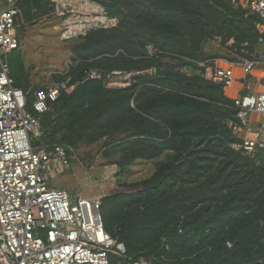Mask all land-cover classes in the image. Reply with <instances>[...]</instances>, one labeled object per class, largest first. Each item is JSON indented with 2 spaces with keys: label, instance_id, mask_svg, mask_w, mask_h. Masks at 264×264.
Wrapping results in <instances>:
<instances>
[{
  "label": "trees",
  "instance_id": "16d2710c",
  "mask_svg": "<svg viewBox=\"0 0 264 264\" xmlns=\"http://www.w3.org/2000/svg\"><path fill=\"white\" fill-rule=\"evenodd\" d=\"M118 19L112 29L89 32L72 49V93H62L41 116L35 145L77 149L102 143L121 171L137 161H157L149 179L131 192L102 199L105 231L125 244L129 258L151 264H264V159L232 146L229 127L240 123L225 89L197 73L203 47L221 40L240 54L254 52L260 20L227 0H90ZM22 17L33 23L54 11L46 0H22ZM230 44V45H229ZM153 46L156 52L148 53ZM7 60L15 86L34 92L21 51ZM145 72L129 88L88 80L92 71ZM153 70V73L146 71ZM112 264H127L111 254Z\"/></svg>",
  "mask_w": 264,
  "mask_h": 264
},
{
  "label": "built area",
  "instance_id": "2783aa9c",
  "mask_svg": "<svg viewBox=\"0 0 264 264\" xmlns=\"http://www.w3.org/2000/svg\"><path fill=\"white\" fill-rule=\"evenodd\" d=\"M0 8V264H112L111 254L127 264H151L147 258L128 257L125 244L114 240L106 231L101 215V198L75 196L69 191L51 187L49 180L61 176L72 166L71 147L35 145L42 137L41 116L61 94L72 93L76 86L71 78L34 92L32 109L28 94L15 86L7 57L17 51L20 40L15 34L22 17V0H4ZM55 15L65 18L64 39L84 37L92 30L117 27L118 19L109 17L105 8L90 0H58ZM238 10L256 15L261 39L254 52L248 42L235 61L208 59L196 61L197 73L225 91L249 77L264 65V0H227ZM78 14L74 27H69L71 14ZM67 27V29H66ZM69 27V28H68ZM156 52L148 47L150 55ZM145 72L120 71L102 74L92 70L88 80H106L110 88H129L132 78ZM153 73V70L146 71ZM126 77L123 82L113 78ZM248 86V85H247ZM240 123L230 128L240 140L233 150L250 159L262 154L264 159V92H243L234 100ZM261 116L259 122L253 116ZM264 163V162H263Z\"/></svg>",
  "mask_w": 264,
  "mask_h": 264
},
{
  "label": "rangeland",
  "instance_id": "374dc122",
  "mask_svg": "<svg viewBox=\"0 0 264 264\" xmlns=\"http://www.w3.org/2000/svg\"><path fill=\"white\" fill-rule=\"evenodd\" d=\"M64 2L65 0H58L60 6ZM56 7L57 4H54L51 14L33 23L22 18L15 30L20 40L18 51L23 54L26 76L30 85L38 89L51 87L69 72L72 66V49L82 38L64 39V26L67 23L65 18L55 15ZM70 16L69 27H74L79 18L78 14ZM203 52L205 56H218L230 61L233 59L231 52L222 46L220 39L206 44ZM239 73L241 76L242 72L238 71V76ZM113 80L123 82L126 77H116ZM261 119V116H253L254 122ZM103 142L104 140L96 144L81 143L76 150L72 149L74 153L70 170L49 180L50 186L69 191L75 196L103 199L117 193L131 192L132 185L149 179L154 173L157 161L147 160L137 161L121 171L116 158H107L102 153Z\"/></svg>",
  "mask_w": 264,
  "mask_h": 264
},
{
  "label": "crops",
  "instance_id": "0c3cea01",
  "mask_svg": "<svg viewBox=\"0 0 264 264\" xmlns=\"http://www.w3.org/2000/svg\"><path fill=\"white\" fill-rule=\"evenodd\" d=\"M5 6V1L0 0V8ZM232 55V53H231ZM221 59H226V58H221ZM230 61V60H229ZM231 61H235V59H231ZM239 72H241L239 70ZM249 84L245 83L240 76L239 73V81L234 85L232 89L226 90V95L232 99L235 100L240 94L243 92H250V93H255L259 94L264 92V65L259 66L256 68L253 77L250 78ZM248 85V86H247Z\"/></svg>",
  "mask_w": 264,
  "mask_h": 264
}]
</instances>
